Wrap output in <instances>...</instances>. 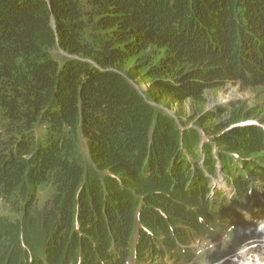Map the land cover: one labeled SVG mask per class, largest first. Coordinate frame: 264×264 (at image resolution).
I'll return each mask as SVG.
<instances>
[{
    "label": "trees",
    "instance_id": "trees-1",
    "mask_svg": "<svg viewBox=\"0 0 264 264\" xmlns=\"http://www.w3.org/2000/svg\"><path fill=\"white\" fill-rule=\"evenodd\" d=\"M151 49L164 52L147 65L156 91L177 102L264 87V0H0V202L30 215L49 191L41 254L54 264H191L183 245L225 234L246 194L264 201L251 158L264 131L231 127L242 111L194 129L162 112L124 69ZM219 163L234 200L210 186ZM30 248L0 264H34Z\"/></svg>",
    "mask_w": 264,
    "mask_h": 264
},
{
    "label": "rangeland",
    "instance_id": "rangeland-1",
    "mask_svg": "<svg viewBox=\"0 0 264 264\" xmlns=\"http://www.w3.org/2000/svg\"><path fill=\"white\" fill-rule=\"evenodd\" d=\"M163 56L164 52L151 49L142 53L139 56V60L138 58L133 59L124 67L125 70L130 71L137 79L142 90L146 92L150 91L148 96L152 98V100L166 106L164 108L160 105V108L163 110L162 112L171 117L176 115L180 123L183 121L190 129H194L196 126H200L199 122H201L208 113L212 112L218 117L212 121L209 118L210 122L208 120L206 122L207 127L220 124L221 122L230 126V123H234L230 120L235 118L238 112L242 111L247 113L249 117L240 119L231 127L248 125L249 127L264 131V87L260 86L253 88L244 87L242 84H229L221 89L207 91L206 101L204 103H195L192 100L180 103L166 94L158 93L154 84L155 78L149 76L148 61L153 59V63H156L160 57ZM140 67L143 68L140 69ZM233 91L236 92V96H228V94ZM219 109L225 111L224 114L220 115ZM201 132L205 139L209 141L207 134L204 135L203 131ZM260 154L261 156L257 155L251 157L254 159L258 158L252 161V163L264 167V152L260 151ZM202 158V154H200V159ZM216 168V176H210V186L212 189L218 191L215 192L218 194V198L221 192L227 195L229 200H232L235 193L234 188L222 174L220 163L216 165ZM254 181L256 184L261 185L260 180L255 179ZM259 190L261 189L259 188L257 190L258 193H260ZM212 196H210L211 199ZM255 196H258L256 192H251L246 194L244 198L239 199L240 201L236 204V209L239 214L238 222L229 228L225 234L217 237L214 242L194 241L193 243H186L188 245H183L184 248L190 249L189 251H192L195 255V260L191 264H248L247 254L244 253L242 249L250 244L257 245L252 251L264 253V233L256 232L257 223L259 221H264V201L262 200V202L257 204ZM49 198V191L39 189L37 200L33 208L30 209V215L25 214V216L22 209L18 210L16 207L12 209L11 206L3 202L4 200L0 202V257L3 258L7 256L8 259H17L19 255L16 249L17 251L20 250L22 253L27 252V250L31 249L30 246H32L36 250L37 260H39L33 261L35 262L34 264H54L52 262L57 260L56 257H46L44 254H41V247L45 236V232L42 229V215ZM256 206L260 208L256 209ZM28 217H31V219L27 220ZM17 232L21 235L27 233L25 237L26 244L22 243L21 247H19L18 244L22 238L15 243ZM132 246L133 243L131 239L127 246V251L130 253L132 251ZM162 261H164L165 264H170L167 258L158 259V261L155 262L145 261L137 264H162ZM132 262V260L131 262L128 260L127 264H133ZM70 264H72V262Z\"/></svg>",
    "mask_w": 264,
    "mask_h": 264
},
{
    "label": "clouds",
    "instance_id": "clouds-1",
    "mask_svg": "<svg viewBox=\"0 0 264 264\" xmlns=\"http://www.w3.org/2000/svg\"><path fill=\"white\" fill-rule=\"evenodd\" d=\"M257 233H264V221H259L256 226ZM257 245L250 244L245 246L242 251L247 254L248 264H264V253L252 251Z\"/></svg>",
    "mask_w": 264,
    "mask_h": 264
},
{
    "label": "bare ground",
    "instance_id": "bare-ground-1",
    "mask_svg": "<svg viewBox=\"0 0 264 264\" xmlns=\"http://www.w3.org/2000/svg\"><path fill=\"white\" fill-rule=\"evenodd\" d=\"M228 96H236V92H235V91L230 92V93L228 94Z\"/></svg>",
    "mask_w": 264,
    "mask_h": 264
},
{
    "label": "water",
    "instance_id": "water-1",
    "mask_svg": "<svg viewBox=\"0 0 264 264\" xmlns=\"http://www.w3.org/2000/svg\"><path fill=\"white\" fill-rule=\"evenodd\" d=\"M53 27H55L54 24H53ZM172 113H173V112H172Z\"/></svg>",
    "mask_w": 264,
    "mask_h": 264
}]
</instances>
